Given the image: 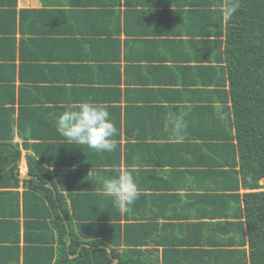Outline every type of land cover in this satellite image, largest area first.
I'll return each instance as SVG.
<instances>
[{"label":"trees","instance_id":"obj_1","mask_svg":"<svg viewBox=\"0 0 264 264\" xmlns=\"http://www.w3.org/2000/svg\"><path fill=\"white\" fill-rule=\"evenodd\" d=\"M70 1L76 5V11L70 10L66 19H73L81 12L78 6L85 2ZM207 1L209 22L219 27L215 34L209 33L215 36V43H218L215 46H223L218 58L209 57L207 67V82L214 87L210 99H216L218 103L207 106V117L204 107L201 115L198 110L196 118L189 117L186 125L191 132L185 129L183 140L164 145V151L168 156L176 152L175 156L182 157L175 160L173 175L192 178L188 188L195 186L203 191L193 216L216 218L204 208V204L209 208L207 204L212 203L213 214L218 210V216L225 219L214 221L217 226L209 233L213 242H204L211 248L197 250L203 257L202 262L199 263L198 255H194L197 251L182 258L188 262L186 264H264V0ZM99 3L100 0H93V4ZM1 4L6 6L0 8L2 31L9 36L16 31L25 34L32 27L39 30L48 19L57 21L46 17L41 9H17V0H0ZM105 4L109 5L110 1L105 0ZM182 4L179 8L185 13L181 14L187 17L186 5H191L192 1L183 0ZM237 4L236 11L229 15L228 9ZM80 16L85 17L83 13ZM67 23L65 20L64 28ZM111 25L107 21L102 27ZM60 30L61 25L48 33L42 31L28 41L21 38L19 49L23 54L31 51L33 54L36 45L42 51H48L46 54L51 62L40 65L37 73L50 76L52 80L61 74L64 82L93 81L96 87L90 89L76 84L75 87L72 84L56 87L66 94L65 103H70L53 106L44 112L40 92H35L41 87H27L23 83V72L18 76L21 83L17 88L14 81L8 85L12 78L7 73L0 77V82H5V85L0 84V264L11 261L17 264H110L115 258H118L116 264H154L149 245L159 243L153 237H160L168 230L167 226H159L156 220L162 216L156 199H150L153 191L149 189L151 191L143 194V188L152 187L141 182L145 171L129 168L138 161L136 155L143 148L139 141L146 137L138 134L137 127L142 121L140 116L138 118L139 110L131 105L123 110L113 104L120 97L123 81L120 57L99 52L95 57L85 56L91 61L89 68L86 64L80 65L79 80L70 79L68 71L61 67L66 55L58 53L50 57L51 52L63 51V38L57 36ZM222 32L223 37H220ZM214 40L210 42L214 44ZM131 57L135 56L126 55L125 59ZM215 61L219 64L213 65ZM58 67L62 71L56 70ZM107 72L110 75L105 79ZM196 81L200 83V80ZM39 82L36 81L38 85ZM125 82L134 81L128 76ZM99 84L103 85L99 87ZM94 88L107 93L102 98L107 103L102 105L117 129L113 137L116 147L112 152L98 154L86 145L69 142L55 128L56 115L72 103L73 91L82 93L83 99L85 93ZM126 90L129 91L128 87ZM169 92V89L159 90L155 100L168 101ZM157 110L163 115L159 121L163 124L168 112L161 105ZM175 113L181 116L182 112L175 110L170 116ZM31 117L34 118L29 119ZM167 122L168 128L173 127L171 120ZM146 124L148 122H143L140 126ZM15 134L19 140H14ZM122 138H126L124 151ZM27 148L34 152L28 156V172L32 176L20 178L18 162L22 149ZM177 162H183L184 169H177ZM163 163L173 162L166 159ZM92 168L97 173L95 182L87 177ZM124 171L134 176L140 192L134 204L121 210L115 199L103 191V181ZM182 186L185 184L167 181L163 187L169 192L175 190L173 194L178 198L177 190ZM20 187L23 189L19 190ZM214 222L209 221L207 227H213ZM206 223H201L200 227ZM162 237L163 240L170 239ZM173 255H165L164 264H184L180 257Z\"/></svg>","mask_w":264,"mask_h":264},{"label":"crops","instance_id":"obj_2","mask_svg":"<svg viewBox=\"0 0 264 264\" xmlns=\"http://www.w3.org/2000/svg\"><path fill=\"white\" fill-rule=\"evenodd\" d=\"M109 1V5L105 4V0H100V5H95L93 0H90V2L85 0L83 4L78 6L81 12L75 14L73 19H66L68 15L70 16V10L72 13L76 11V5H73L74 3L70 0H46V2L44 0H17V9H41L46 17L56 18L57 21L52 22V19H48L44 27H38L39 30H34V27L32 29L28 27L30 31L27 33L21 34L20 31H16L10 36L7 33H3L0 22V77L5 76L7 73L8 77L11 76L12 78L8 85L14 81V86L17 88L18 84L21 83L18 76L23 72L25 78L23 83L27 87H32L33 85L41 87L39 91L35 92H40L38 95L41 103H43L41 104L42 111L45 112V110H50L53 106L61 107V104L65 103L66 94L57 88L72 84L73 87L82 85L92 89L91 87L95 86L96 83L93 81L72 83L71 80L64 82L65 78L59 72L60 77L55 76V80H52L50 76L47 77L37 73L40 65L51 62L48 58L49 54H46L48 51H42L34 45L33 54L32 51L24 52L23 54L19 49L21 38L28 41L42 31L48 33L51 29H58L61 25V30L57 33V36L63 38L64 52H51L50 57H54L58 53H61V55L65 54L67 58L62 64L64 66L61 65V67L68 71V78L73 80H79L80 65L86 64L89 68L91 61L90 59L87 61L84 58L85 56L95 57V53L99 52L105 56L120 57L119 65L123 81L120 84V97L113 104L121 106L123 110L127 105L136 107L139 110L138 118L140 116V119H142L140 124L148 122L146 125L140 126L139 124L137 127L138 134L146 138L139 141L143 148L136 155L138 161L132 162L133 164L129 168L134 170L143 169L145 171L141 182L146 186L150 185L152 187L143 188V194L153 191V197H150V199H156L157 208H161L159 215L162 216L156 220L159 226H167L168 231L162 236L170 238L163 240L162 236H154L153 240L160 242L150 243L149 248L152 251L150 256L154 264H164L165 255L175 254L173 256L180 257L182 263L186 264L188 262L183 260V258L187 254H191L199 248H211L210 244H205L204 242L205 240L213 242L209 237V233L217 226L214 221L224 220L225 217L220 218L218 210L217 213L213 214L212 203L207 204L209 208L204 204V208L213 217L217 216L216 218H211V216L210 218L207 216H193V213H195L194 208L197 209L199 205L197 202L202 200L200 199V194L203 191L198 190L195 186L194 188H188L193 182L192 178H176L173 175L172 171L176 169L173 166L175 165L174 162L182 157L175 156L177 155L176 152L168 156L164 151V145L182 141V133L186 132L187 129L189 133L191 132L186 125L187 119L189 117L196 118L198 110H200L201 115L203 107L207 117V106L218 103L216 99H210L211 89L214 87L207 82V67L210 65L209 57L216 56L218 58L221 55L220 51L223 49V46H215L218 44L215 43V36L209 33L215 34V32H218L219 27L209 22L208 13L206 12L209 7L207 0H191L192 4L186 5L188 7L186 8L188 9L186 10L187 17L182 15L185 10L182 12L181 8H179L183 5V0ZM140 1L144 3L139 5ZM5 7V5H0V8ZM118 11L120 12L118 13ZM80 13H83L85 17L80 16ZM65 20L66 23L67 21L69 23L64 28ZM107 21L112 25L103 28L102 26ZM186 29L189 30L186 31ZM36 30L37 32H35ZM84 30L88 33L82 34L81 31ZM182 30H185V32ZM221 36L223 37V32ZM212 40H214V44L210 42ZM126 55L135 57L125 59ZM31 57L33 59H30ZM42 57L45 58L41 59ZM82 57L84 60H82ZM132 58H139V60ZM212 63L213 65L219 64L216 61ZM62 69L58 67L56 70L62 71ZM126 70L128 73H126ZM106 74L105 79L110 75V72ZM128 76L129 79L134 81L133 83L127 84L125 82V78ZM197 79L200 80V83H197ZM37 80L40 81L39 85L36 83ZM4 83L0 82L1 85H5ZM100 85L103 84L98 86L100 87ZM127 87L129 91L126 90ZM162 89L170 90V95H168L170 98L166 102L155 100L157 92ZM105 93V90L101 92V90L94 88L91 92L85 93L86 95L81 99L82 93L79 94L78 91L74 90L71 95V104L82 101L105 104L107 102H103L102 99ZM30 97L28 96V98ZM69 103L67 102L64 105ZM160 105L165 107L166 113L168 112L163 124L159 122L163 119V115H160L157 110ZM15 107H17V102ZM175 110L182 112L181 116L175 113L171 117L170 112L172 114ZM57 117L58 115H56ZM180 117L181 122L184 124L182 131L175 132L173 127H167L168 120L175 121L179 120ZM157 119L159 120L156 121ZM121 120L124 122V114H122ZM199 121H203V119H199ZM46 132H48V129H46ZM14 140H19L17 134H15ZM125 143L126 138H122L123 151L125 150ZM149 143H153V145L151 146ZM33 153L30 148L22 149V160L20 159L18 162V169L21 164L28 172V156ZM166 159L173 163L164 164L163 160ZM176 167L177 169L178 167L179 169H184L185 164L183 162L178 164L177 162ZM20 174L22 173L19 171ZM179 175L181 176V173ZM140 177L141 175L139 174ZM167 181L185 184L180 190H177L179 193L178 198L173 194L175 190L169 192L170 190L163 187ZM22 189V187L19 188V190ZM191 194L196 195L192 196ZM209 221L215 224L211 228L207 227ZM201 223L206 224H204V227H200ZM195 254L198 255L197 259H200L199 263L202 262L201 253L197 251ZM10 264L17 263L11 261ZM19 264L22 263L19 262Z\"/></svg>","mask_w":264,"mask_h":264},{"label":"clouds","instance_id":"obj_3","mask_svg":"<svg viewBox=\"0 0 264 264\" xmlns=\"http://www.w3.org/2000/svg\"><path fill=\"white\" fill-rule=\"evenodd\" d=\"M238 6L237 4L230 7L228 14L235 12ZM172 126L175 132H180L184 128V124L179 120L172 121ZM55 128L67 141L86 145L98 154L115 150L113 137L117 129L110 118V113L100 103L82 101L69 105L56 118ZM96 176L97 173L92 168L87 177L90 178L89 181L95 182ZM103 191L115 199L121 210H126L127 206L134 204L137 199L138 186L134 176L124 171L118 172L114 178L104 180Z\"/></svg>","mask_w":264,"mask_h":264},{"label":"water","instance_id":"obj_4","mask_svg":"<svg viewBox=\"0 0 264 264\" xmlns=\"http://www.w3.org/2000/svg\"><path fill=\"white\" fill-rule=\"evenodd\" d=\"M19 177L21 178H30L31 174H29L28 172L26 174H20ZM109 252H111L110 247H108ZM71 257H73V255H71ZM118 262L117 259H113V261L110 264H116Z\"/></svg>","mask_w":264,"mask_h":264},{"label":"rangeland","instance_id":"obj_5","mask_svg":"<svg viewBox=\"0 0 264 264\" xmlns=\"http://www.w3.org/2000/svg\"><path fill=\"white\" fill-rule=\"evenodd\" d=\"M21 160H22V159H21ZM19 171H20V173H22V174H26V173H27L26 169L23 168V167L21 166V164H20V167H19ZM25 171H26V172H25Z\"/></svg>","mask_w":264,"mask_h":264}]
</instances>
